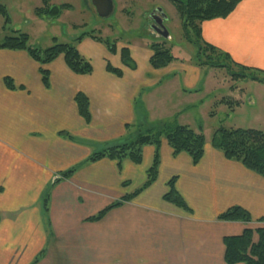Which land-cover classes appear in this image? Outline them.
<instances>
[{
  "label": "crops",
  "instance_id": "crops-1",
  "mask_svg": "<svg viewBox=\"0 0 264 264\" xmlns=\"http://www.w3.org/2000/svg\"><path fill=\"white\" fill-rule=\"evenodd\" d=\"M200 27L203 41L264 70V0H241L226 17ZM153 37L146 45L116 44L114 53L84 37L77 49L92 72L74 73L59 55L46 65L48 87L26 51L0 48V264H227L223 238L264 223V178L227 159L206 137L196 164L162 139L157 179L101 219H87L145 181L154 146L143 147L139 164L88 157L132 140L138 124L157 123L156 129L176 122L188 96L217 81L175 56L153 68L148 45L161 41ZM123 47L135 68L122 63ZM107 62L122 75L107 71ZM78 92L89 100V121L78 112ZM71 167L69 178L60 176ZM172 177L189 211L163 199ZM233 206L251 221L217 218Z\"/></svg>",
  "mask_w": 264,
  "mask_h": 264
},
{
  "label": "trees",
  "instance_id": "trees-1",
  "mask_svg": "<svg viewBox=\"0 0 264 264\" xmlns=\"http://www.w3.org/2000/svg\"><path fill=\"white\" fill-rule=\"evenodd\" d=\"M169 1L178 12L184 36L190 43L194 44L195 54L193 59L197 66L227 67L230 76L234 79L247 77L264 83V70L235 62L228 52L203 41L201 37V22L213 18L226 17L235 9L241 0ZM42 4V6L34 9L35 14L40 17H49L52 19L57 18L63 8H72L67 3L60 4L59 6L52 5L49 4L48 0H43ZM0 15L4 18L3 27L5 28L10 23V18L6 7L1 3ZM84 37H91L105 44L111 53L116 51V43H112L107 39L95 35V30L91 33H81L72 43L57 42L54 39V43L44 49L30 46L28 44V34L17 30L13 34L4 37L3 41L0 42V48L26 51L40 65L39 73L41 80L48 87L49 71L46 65L59 55H63L66 65L74 73L89 74L92 72L93 67L90 61L83 57L77 49L78 43ZM148 47L152 51L149 62L153 68L165 67L175 59L171 48L167 47L163 41L151 42ZM120 56L125 66L135 68V62L131 58L127 47H123L120 50ZM233 66L239 70L238 73L230 71ZM106 69L115 75H122V71L113 67L109 62L106 64ZM5 84L10 89L14 88L10 78H5ZM75 101L79 114L85 121H89L91 116L87 96L82 92H78L75 96ZM219 102L232 103L230 99H221ZM162 139L168 142L173 154L185 152L191 157L194 164L198 163L201 159L206 142L205 135L201 130L196 131L188 125L168 122L156 129L148 130L146 133L139 132L134 139L127 143L108 147L91 154L87 159L90 162L107 157L118 162H121L123 159H129L139 164L142 160L143 147L145 145L154 146L152 163L146 172L145 181L133 192L125 194L121 199L111 203L95 216L87 218L88 220L94 221L101 219L108 210L133 199L157 179L160 163L159 148ZM210 144L215 149L221 151L227 159L240 162L244 167L264 178V132L262 130L219 127L212 133ZM75 170L76 167H71L61 172L60 176L69 178ZM57 180L58 178L54 179L55 182ZM124 184L126 185V182ZM167 187L168 191L163 195V199L183 210L189 211V207L184 199L175 189V177H172L167 182ZM42 197L45 203L48 198V191L43 193ZM217 218L225 221H251L249 213L239 206H233L227 209L220 213ZM259 221L264 222V218H260ZM223 243L225 246L224 260L227 264H264V226L254 229L245 228L239 235L225 236Z\"/></svg>",
  "mask_w": 264,
  "mask_h": 264
},
{
  "label": "rangeland",
  "instance_id": "rangeland-1",
  "mask_svg": "<svg viewBox=\"0 0 264 264\" xmlns=\"http://www.w3.org/2000/svg\"><path fill=\"white\" fill-rule=\"evenodd\" d=\"M113 1L112 14L104 18L98 15L92 0H50L52 5L69 2L73 6L71 9L63 8L59 16L52 19L35 14L34 9L43 5L41 0H0L10 18V23L4 28V18L0 15V40L18 30L28 34L30 46L44 49L51 46L54 39L72 43L81 33L95 30V35L112 43L146 45L147 41H153L150 39L156 33L151 28L150 15L160 9L168 37L158 35L157 38L171 48L173 56L196 65L194 44L184 36L178 12L169 0ZM126 11L128 13L125 14ZM201 68L203 76H212L217 81L205 84L197 95L188 96L189 105L180 118H174L176 122L201 130L207 139L219 127L252 128L264 132V83L247 77L234 79L227 67ZM230 71L238 73L239 70L233 66ZM221 99H230L232 103H220ZM156 125L138 124L135 133H146Z\"/></svg>",
  "mask_w": 264,
  "mask_h": 264
},
{
  "label": "water",
  "instance_id": "water-1",
  "mask_svg": "<svg viewBox=\"0 0 264 264\" xmlns=\"http://www.w3.org/2000/svg\"><path fill=\"white\" fill-rule=\"evenodd\" d=\"M92 4L96 9V12L101 17H109L114 10L113 0H92ZM150 18L152 20L151 28L155 31L159 36L164 38L168 37V32L165 29L163 24L164 14L160 9H156L151 15Z\"/></svg>",
  "mask_w": 264,
  "mask_h": 264
},
{
  "label": "flooded vegetation",
  "instance_id": "flooded-vegetation-1",
  "mask_svg": "<svg viewBox=\"0 0 264 264\" xmlns=\"http://www.w3.org/2000/svg\"><path fill=\"white\" fill-rule=\"evenodd\" d=\"M151 19V18H150ZM151 23H152V20H151Z\"/></svg>",
  "mask_w": 264,
  "mask_h": 264
}]
</instances>
